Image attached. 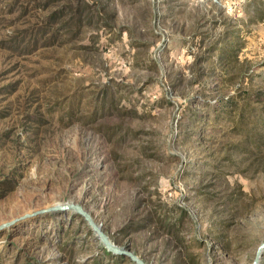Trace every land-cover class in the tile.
Returning <instances> with one entry per match:
<instances>
[{
	"label": "rangeland",
	"instance_id": "374dc122",
	"mask_svg": "<svg viewBox=\"0 0 264 264\" xmlns=\"http://www.w3.org/2000/svg\"><path fill=\"white\" fill-rule=\"evenodd\" d=\"M63 203L147 264L254 263L264 0H0V225ZM103 247L49 213L0 231V264Z\"/></svg>",
	"mask_w": 264,
	"mask_h": 264
},
{
	"label": "water",
	"instance_id": "95a60500",
	"mask_svg": "<svg viewBox=\"0 0 264 264\" xmlns=\"http://www.w3.org/2000/svg\"><path fill=\"white\" fill-rule=\"evenodd\" d=\"M66 211H75L80 216H82L85 219V221L88 223V225L91 227V229L94 231L96 236L100 239L102 244L110 252L114 254L124 255L130 258L136 264H147L140 256H138L133 251L126 249L124 247L118 246L115 243H113L111 239L109 238V235L103 229L102 224L98 223L93 218V216L89 213V211H87V209H85L82 205L78 203H63V204L55 205L47 209L36 211L34 213L25 214L24 216L15 218L7 223L0 225V231H3L7 228H11L27 218H31L37 215L39 216V215H44V214H49V213H58V212H66ZM263 252H264V243L260 245L257 257L253 264L261 263V255Z\"/></svg>",
	"mask_w": 264,
	"mask_h": 264
},
{
	"label": "trees",
	"instance_id": "16d2710c",
	"mask_svg": "<svg viewBox=\"0 0 264 264\" xmlns=\"http://www.w3.org/2000/svg\"><path fill=\"white\" fill-rule=\"evenodd\" d=\"M63 247H64V249L68 248L69 244L66 243L65 245H63ZM102 255L103 256L101 258L94 257L92 263L93 264H104L102 261L104 258L105 259L111 258V259L115 260L116 263H122L124 259H127V260L130 259L124 255L114 254V253L110 252L105 246L102 248ZM131 262H133V261L131 260ZM28 264H44V263L36 261L35 263H28ZM134 264H136V263L134 262Z\"/></svg>",
	"mask_w": 264,
	"mask_h": 264
}]
</instances>
